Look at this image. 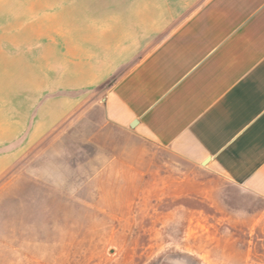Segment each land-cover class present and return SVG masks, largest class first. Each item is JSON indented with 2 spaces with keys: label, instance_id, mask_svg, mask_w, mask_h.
Masks as SVG:
<instances>
[{
  "label": "rangeland",
  "instance_id": "rangeland-1",
  "mask_svg": "<svg viewBox=\"0 0 264 264\" xmlns=\"http://www.w3.org/2000/svg\"><path fill=\"white\" fill-rule=\"evenodd\" d=\"M147 1L0 0V121L6 89L50 83L99 31L140 29L129 9ZM42 146L20 163L42 175L0 174V264H264L262 198L127 135Z\"/></svg>",
  "mask_w": 264,
  "mask_h": 264
},
{
  "label": "crops",
  "instance_id": "crops-1",
  "mask_svg": "<svg viewBox=\"0 0 264 264\" xmlns=\"http://www.w3.org/2000/svg\"><path fill=\"white\" fill-rule=\"evenodd\" d=\"M129 11L146 17L140 29L99 31L67 49L50 83L4 91L0 174L42 175L20 163L44 138L116 148L127 135L264 200V0H148Z\"/></svg>",
  "mask_w": 264,
  "mask_h": 264
}]
</instances>
